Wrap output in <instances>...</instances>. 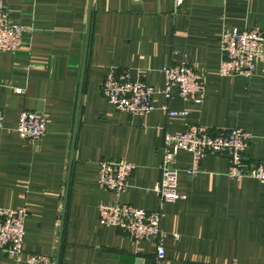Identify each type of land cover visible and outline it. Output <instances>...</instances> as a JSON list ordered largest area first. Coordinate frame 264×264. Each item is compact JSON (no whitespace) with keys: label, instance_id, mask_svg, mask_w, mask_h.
<instances>
[{"label":"crops","instance_id":"crops-1","mask_svg":"<svg viewBox=\"0 0 264 264\" xmlns=\"http://www.w3.org/2000/svg\"><path fill=\"white\" fill-rule=\"evenodd\" d=\"M26 27L20 48L0 52V208L26 207L22 259L0 250V264H25L28 253L56 264H155L156 239L136 241L101 224V202L160 209L164 137L191 125L251 133L243 155L264 164V59L253 76H221L226 27L264 31V0H0ZM89 18H91L89 23ZM89 30V36H88ZM188 62L206 77V98L194 104L177 87L157 93L154 109L130 114L101 94L110 70L130 71L163 91V67ZM18 89H21L20 91ZM48 119L39 141L15 131L23 110ZM185 116H170L184 111ZM135 165L128 187L98 183L99 161ZM193 156L175 161L178 191L163 204L162 264H264V181L228 175L230 159L208 154L196 174ZM179 234V238L174 237Z\"/></svg>","mask_w":264,"mask_h":264},{"label":"built area","instance_id":"built-area-1","mask_svg":"<svg viewBox=\"0 0 264 264\" xmlns=\"http://www.w3.org/2000/svg\"><path fill=\"white\" fill-rule=\"evenodd\" d=\"M179 6L183 0H175ZM27 29L14 21L9 9L0 4V52H15ZM221 76H253L256 63L264 59V31L257 28L226 27L221 34ZM166 86L160 91L147 83L142 75L131 76L128 69L110 70L101 86V94L116 109L130 114H146L154 109L152 99L157 93L166 98L177 87L184 99L201 104L206 98L205 75L188 62L163 67ZM19 91L21 89H18ZM188 112L170 111V116H185ZM5 114L0 109V129L4 127ZM48 119L36 110L20 113L15 131L22 138L39 141L46 133ZM251 140V133L241 127L214 131L204 125H191L181 133L167 132L164 137L162 160L159 165L161 178L154 190L161 199L160 209L148 211L127 202H101L98 206L101 224L116 227L136 241L156 239L155 264H162L165 256V235L162 233V208L166 202H174L185 195L178 191V170L175 161L180 151L193 156L189 173L196 174L201 160L208 154H224L230 159L228 175L235 179L251 177L264 181V164H247L243 155ZM98 183L100 187L115 193L123 192L129 185L135 165L126 159H102L99 161ZM28 209L0 208V250L17 260L22 259L25 239V221ZM176 239L178 233L173 234ZM25 264H54V257L43 253H28Z\"/></svg>","mask_w":264,"mask_h":264},{"label":"water","instance_id":"water-1","mask_svg":"<svg viewBox=\"0 0 264 264\" xmlns=\"http://www.w3.org/2000/svg\"><path fill=\"white\" fill-rule=\"evenodd\" d=\"M90 20H91V18H89V23H90ZM88 36H89V30H88ZM58 263H59V255H58V257H57L56 264H58Z\"/></svg>","mask_w":264,"mask_h":264}]
</instances>
